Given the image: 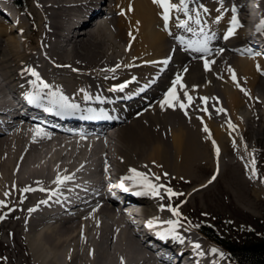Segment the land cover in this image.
Returning a JSON list of instances; mask_svg holds the SVG:
<instances>
[{"label": "bare ground", "instance_id": "bare-ground-1", "mask_svg": "<svg viewBox=\"0 0 264 264\" xmlns=\"http://www.w3.org/2000/svg\"><path fill=\"white\" fill-rule=\"evenodd\" d=\"M91 1H31L24 15L32 26L38 25V36L33 34L36 47L30 45L31 35H25L27 25L20 10L15 27L0 19V80L10 81L20 91L36 82L47 93V103L56 107L55 96L63 97L59 108L64 117L59 112L58 119L75 121L74 107H68L72 105L116 120L114 148L106 154L92 153L84 146L75 153L66 146L51 151L44 145L43 150L41 144L48 141L74 142L37 131L34 118L0 130V213L21 216L20 239L28 250L27 264H157L151 257L154 247L140 239L146 221L176 247L186 244L201 264H236L189 221L169 211L162 189L166 177L195 182L201 162L213 170L220 165L226 168L228 163L220 160V153L246 149L243 137L249 130L252 135L255 128V133L264 134V60L251 48L254 34L244 27L247 5L252 3L257 15L254 18L250 13L249 17L260 21V27L264 23V0H194L198 1L194 5L185 0L187 8L190 5L187 14L173 10L167 23L163 9L153 0H108L110 7L97 28L86 34L77 32L75 27L85 20L83 5ZM172 2L179 4L180 0ZM233 16L237 24L229 26ZM184 21L186 30L179 29ZM233 28L234 34L225 38ZM65 31L73 34L59 41L60 32L64 35ZM205 41L207 52L194 50ZM178 76L173 98L169 92ZM166 98L171 107L164 103ZM244 108L246 113L241 112ZM91 156L95 162L103 157L118 174L148 191L130 170L144 174L152 184L163 185L160 195L148 192V205L139 213L131 211L130 223L122 220L131 201L128 196L117 212V202L99 197L81 216L55 219L46 198L59 191L70 196L75 183L67 177ZM90 170L93 167H87ZM96 182L112 184L113 174L106 180L97 177ZM201 184H194L189 195L196 194ZM109 243H113L111 253Z\"/></svg>", "mask_w": 264, "mask_h": 264}, {"label": "rangeland", "instance_id": "rangeland-1", "mask_svg": "<svg viewBox=\"0 0 264 264\" xmlns=\"http://www.w3.org/2000/svg\"><path fill=\"white\" fill-rule=\"evenodd\" d=\"M31 1L33 2V0H28V1L26 0L27 8H31V5L33 4L31 3ZM105 1L108 2V0ZM104 5L106 6V3H104ZM26 10L28 11V9ZM24 14H25L24 12L23 13L20 12L21 17L23 18V20L27 25L25 30V35L27 37L31 35L29 37L31 38L30 45L31 47L32 46L36 47L35 36H38V30H37L38 25L36 24L32 26L28 18H26L25 16L26 14L25 15ZM14 34L16 37H18V39H20L18 33H14ZM180 97L182 96L180 95ZM262 107L264 108V105ZM242 111L246 113L248 109L244 108V110H241V112ZM245 122L246 119L243 115V123L245 124ZM255 130H257V128H255ZM255 130L253 135L252 132L249 130V132H247L248 136L243 137V142L246 145V149L230 150L228 153L231 155L225 152H223L222 155L221 153L219 154L220 160H222L224 163L226 162L225 164L228 163L226 168H221L220 165L217 170H213L208 163L201 162L199 164L200 167H198L197 169V172L198 171L199 172L198 173L196 172L198 174V175L196 174L197 175L196 181L195 182L193 181V183L186 181L184 178L180 179V181L182 182L181 183L179 179L176 180L172 178L170 179V177H166L167 183L165 184V189L162 190H164L163 194L165 196L164 199L166 200L167 206L169 207L170 204L169 211L176 209V211L178 212V214L176 215H180L187 222L189 221V218L186 216V214H188L190 217H196L198 219L206 221L209 224H211L213 227H215L218 233H223L227 237H236V238L242 237V235H244L245 233H252L253 235L256 234L263 235L264 234V134L263 133L261 134L259 132L255 133ZM56 142L57 141L54 140L53 141L54 144L50 143L49 150L52 151L55 148L63 149L65 146L67 150L69 149L72 152L76 150L84 149L81 145L78 144L76 145H74V143L56 144ZM41 145H42L41 149L44 150V145H48V144H41ZM112 148H114V146ZM227 159L230 162H228ZM232 161L235 163H233ZM235 166H237V168ZM230 167L231 170H229ZM233 168L235 170H233L234 172H231ZM212 173H213L212 176L215 177L214 180H216L217 183L215 181L213 183L212 181L213 177L211 176ZM228 173H230V175H227ZM200 174L202 177L200 176ZM218 174L222 178L217 176ZM199 177L203 179H200ZM240 179L244 181H240ZM230 180L232 183H230ZM236 181H238L239 183ZM200 183H204V185L201 184L203 185V187L196 192L194 191L196 194L191 193V195H189L190 193L188 191L191 190V187L194 184L200 185ZM184 184H186V186ZM226 184H228L229 186ZM170 188L172 190V193L177 194L178 192V194L169 195L167 189ZM199 193H201V195ZM167 194L168 196L166 197ZM188 195H189V201L187 199ZM206 196H208V198H206ZM242 197L244 199H242ZM246 197L247 199H245ZM250 198H254V199H250ZM256 199H258V201ZM248 200L252 202V203H248L250 205L247 204ZM20 221H22L21 216H15L7 212L0 213V264H27L28 262L27 261L29 259L28 250L26 249V247H24V244L20 239ZM108 247H109V252L111 253L113 249V243L112 244L109 243Z\"/></svg>", "mask_w": 264, "mask_h": 264}, {"label": "trees", "instance_id": "trees-1", "mask_svg": "<svg viewBox=\"0 0 264 264\" xmlns=\"http://www.w3.org/2000/svg\"><path fill=\"white\" fill-rule=\"evenodd\" d=\"M16 2L22 5L24 0ZM198 227L211 239L221 243L239 264H264V235L255 238L246 235L244 240L225 239L208 223L201 221Z\"/></svg>", "mask_w": 264, "mask_h": 264}, {"label": "snow or ice", "instance_id": "snow-or-ice-1", "mask_svg": "<svg viewBox=\"0 0 264 264\" xmlns=\"http://www.w3.org/2000/svg\"><path fill=\"white\" fill-rule=\"evenodd\" d=\"M153 2L156 3V4H158L159 7H161L163 9V19H164V21L166 23L170 19V13L173 10L184 11L185 14H187V4L185 3V0H180V3L179 4L173 3L172 0H153ZM205 11H207V9H205ZM196 22L199 23V19H197ZM232 23H233V25H236L237 24V20H236V17L235 16H233V18H232ZM186 25H187V22L184 21V22H181V25L180 26L181 27H186ZM261 29H264V23H262ZM188 30L191 31L190 28ZM233 34H234V28L232 30H229V32L227 33V36L225 38H227L228 36H231ZM189 46L191 47L192 45H189ZM194 50L195 51H199V52H207L208 51V48L206 46V41H205V43L202 46L197 47ZM165 63H167V61H165ZM207 67H208V64L206 62L205 63V68L207 69ZM32 75L33 76H37V78L39 79V76H38V74L35 71L32 72ZM179 82H180V77L178 76L176 78V81L173 82V89H170V92H169V95H171L173 98H175V91H174L175 85L177 83H179ZM43 86L45 88L48 87L47 84H44ZM123 87L124 86L121 85V88H123ZM185 95H187V93H185ZM61 99L63 100L64 98L61 97ZM189 99H191V98L189 97ZM164 103H168L170 107L172 106V104L168 101L167 98L165 99V102ZM161 106L163 107V104ZM180 106L182 108L184 107L183 104H181ZM68 107H74V106L68 105ZM205 131H207V129H205ZM130 171H132L133 173H135L136 176L140 177V179L144 182V184L146 185V187L148 189V191H146V192H138V193H136L137 195H146V194H148V192H151V194L152 195H155V196H159L160 195L159 188L160 187H163V185L157 186L155 184H152L151 182H149L147 180V177L144 174L136 172L135 169H131ZM125 179H128V177H125ZM156 179H159V177H157ZM26 191H27V189H26ZM167 191H168V193L170 195H177L176 193H172V190L171 189H167ZM2 204H3V201H0V205H2ZM172 211H173V214L174 215L175 214H178V212L176 210L173 209ZM168 223L171 224L172 221H169ZM148 226L151 227L152 226L151 223H149ZM196 247L199 248V245H196ZM213 251H215V250H213Z\"/></svg>", "mask_w": 264, "mask_h": 264}]
</instances>
